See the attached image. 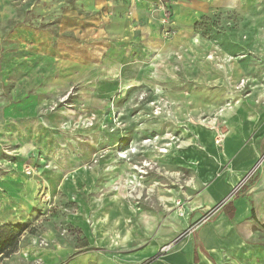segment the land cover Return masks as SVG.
<instances>
[{"label":"crops","instance_id":"0c3cea01","mask_svg":"<svg viewBox=\"0 0 264 264\" xmlns=\"http://www.w3.org/2000/svg\"><path fill=\"white\" fill-rule=\"evenodd\" d=\"M85 3L89 18L80 27L84 28L82 36H91L94 46L60 64L63 78L79 84L81 95L76 102L83 103L82 107L77 105L79 108L72 112L60 110L46 118L32 119L29 124L19 122L15 133L8 136L18 147L21 161L28 152L34 161L51 160L50 167L40 170L49 189L87 187L89 182L95 185L98 181L103 186V166L96 168L102 174H96L94 180L82 168L89 156L88 141L84 139L91 132L64 131L59 126L74 117H87L88 113L101 114L120 88L143 83L172 97L178 108L214 109L223 107L225 94L227 98L233 96L244 76L254 77L255 84L248 97L226 102L221 117L223 129L190 120L195 131L186 134V125L184 134L192 137L194 144L174 148L169 157H159L163 164H174L191 174L186 186L189 194L179 203L181 215L171 211L167 216L163 209L140 212L115 195L89 196L86 203L78 198L77 225L91 241V249L79 250L64 264H264V0ZM163 3H169L174 13L177 32L172 39L160 32ZM218 12L225 15V27L233 22L239 28L227 39L239 44L246 56L243 62L232 58L231 47L218 54L216 41L197 30L204 16ZM232 13H237V21L227 18ZM217 61H223V65ZM44 101L35 97L31 103L35 106ZM53 134L63 143L52 149ZM65 142L78 147L69 149ZM110 168L114 173L120 171L117 166ZM68 171L79 173L63 180ZM38 189L37 177H27L19 166L7 165L0 173V224H20L33 209H42ZM158 199L170 209L172 197L159 195ZM95 208L100 212L95 215L98 220L94 225ZM206 214L209 218L200 221ZM38 219L36 235L23 233L18 244L17 249L27 253L25 263L64 262L76 251L75 244L57 236L52 218ZM40 239L49 244H39ZM168 244L170 249L164 251ZM8 263L16 264L13 260Z\"/></svg>","mask_w":264,"mask_h":264},{"label":"rangeland","instance_id":"374dc122","mask_svg":"<svg viewBox=\"0 0 264 264\" xmlns=\"http://www.w3.org/2000/svg\"><path fill=\"white\" fill-rule=\"evenodd\" d=\"M85 1L0 0V173L7 165H15L27 177H37L42 209H33L20 225L24 234L31 235L33 232L32 235L35 236L37 228H40L38 218H52L57 236L75 244L77 248L60 264L79 254V250L91 249V241L77 225L79 223L76 218L80 216L78 198L82 197L86 203L89 196L99 198L115 195L128 200L140 212H158L163 209L167 216L171 211L181 215L179 203L189 194L186 186L191 182V174L186 170L180 171L174 164H163L159 157H169L175 151L174 148L194 144L192 137L186 135L191 133V129L195 131L194 125L188 123L190 120L211 128L218 126L223 129L221 117L228 105L226 102L236 103L245 98L255 84L254 77L244 76L240 80L242 84L240 81L237 83L233 96L227 98L225 94L223 107L221 105L214 109L178 108L172 97L160 89L152 90L143 83L134 88H120L108 99L101 114L88 113L87 117H74L73 121H63L59 126L64 131L71 129L73 132H91L84 139L85 142L88 141L86 148L89 156L82 168L88 171L86 174L89 179L94 180L96 174H102L97 173L96 168L103 166L106 169L102 177L103 186L98 181L97 185L89 182L87 187L58 186L56 189H49L44 182V173H40V170L50 167L51 160L34 161V156L28 152L30 155L27 154L21 161L18 147L8 136L15 133L19 122L29 124L32 119L46 118L60 110L72 112L79 108L77 105L82 107L83 103L76 102L81 95L78 92L79 84H72L63 78L60 64L67 63L75 53L79 54L94 46L91 36H82L84 28L80 27L89 18ZM160 10L163 12L160 32L167 39H172L177 32L172 8L169 3H163ZM236 16L237 13H232L227 18L237 21ZM224 18L223 12L213 16L206 15L200 20L197 30L205 38L216 41L218 54L226 50L225 47H231L232 58L237 57V61L243 62L246 56L239 44L227 39L228 35L235 34L239 28L233 22L225 27ZM72 62L74 65L77 63L75 60ZM217 63L223 65V61ZM186 95L188 93L184 96ZM35 97L45 101L33 106L31 102ZM50 143L53 149L63 141L57 134H53ZM64 146L69 149L78 147L68 142ZM161 149L166 150L162 152ZM145 162L146 166L141 169L143 172L136 169L135 166L138 168L145 165ZM112 165L117 166L120 171L112 172L109 169ZM26 168L31 171L30 174H26ZM75 173L65 172L63 180L69 179L71 174L73 177ZM116 174L119 176L114 177ZM159 195L172 197L173 202H168L170 209L164 208L158 199ZM98 212V208L93 210L94 225L98 220L95 219ZM38 242L42 245L49 244L46 239ZM168 245L170 249L171 245ZM26 254L17 249L15 253L1 259L0 264H9L10 260L16 264H26Z\"/></svg>","mask_w":264,"mask_h":264},{"label":"trees","instance_id":"16d2710c","mask_svg":"<svg viewBox=\"0 0 264 264\" xmlns=\"http://www.w3.org/2000/svg\"><path fill=\"white\" fill-rule=\"evenodd\" d=\"M23 231L19 223L0 224V260L17 250Z\"/></svg>","mask_w":264,"mask_h":264},{"label":"built area","instance_id":"2783aa9c","mask_svg":"<svg viewBox=\"0 0 264 264\" xmlns=\"http://www.w3.org/2000/svg\"><path fill=\"white\" fill-rule=\"evenodd\" d=\"M161 8H162V7H161ZM163 21H166V18H163ZM217 142H218V141H217ZM162 150H163V151H162ZM165 150H166V149H161L160 151L165 152ZM145 163H146V162H145ZM145 163H144V164H145ZM143 166H146V164H145V165H142V166H138V168H137V166H135V167H136L137 170L140 171V170L143 168ZM25 172H26V174H30L31 171H30L28 168H26V169H25ZM140 172H143V171L141 170ZM208 215H209V214L204 215V216L202 217V220H201V221H205V220H207V219L209 218ZM163 249H164V251L167 250V249H169V245L163 247Z\"/></svg>","mask_w":264,"mask_h":264},{"label":"bare ground","instance_id":"6f19581e","mask_svg":"<svg viewBox=\"0 0 264 264\" xmlns=\"http://www.w3.org/2000/svg\"><path fill=\"white\" fill-rule=\"evenodd\" d=\"M229 57H226V59H228ZM241 83L240 84H242V81H240ZM163 151V150H162ZM145 164H147V162L145 163ZM134 168V167H133ZM141 171V170H140Z\"/></svg>","mask_w":264,"mask_h":264}]
</instances>
